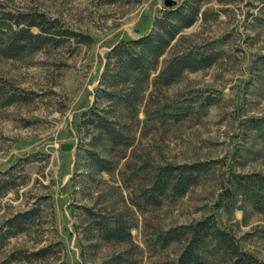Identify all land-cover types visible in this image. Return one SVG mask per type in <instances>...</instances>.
Listing matches in <instances>:
<instances>
[{
    "label": "rangeland",
    "instance_id": "rangeland-1",
    "mask_svg": "<svg viewBox=\"0 0 264 264\" xmlns=\"http://www.w3.org/2000/svg\"><path fill=\"white\" fill-rule=\"evenodd\" d=\"M166 1L0 0L7 11L43 13L78 34L16 59L0 55V182L15 185L0 195V243L8 219L37 210L27 231L3 244L0 264L47 247L50 256L12 264H177L190 234L169 245L159 236L208 218L264 264V213L236 184L237 176H264V0ZM180 8L196 11V20L135 87L133 108L96 104L101 114L125 113L127 142L112 147L83 125L109 54ZM190 53L215 61L162 85L167 64ZM132 89L127 83L125 97ZM89 150L107 157L111 171L99 172ZM201 162L213 164L186 194L168 192L159 206L145 205L142 194L159 168ZM84 208L105 224L123 222L131 239L104 241ZM201 254L207 264L233 261L217 242Z\"/></svg>",
    "mask_w": 264,
    "mask_h": 264
},
{
    "label": "trees",
    "instance_id": "trees-1",
    "mask_svg": "<svg viewBox=\"0 0 264 264\" xmlns=\"http://www.w3.org/2000/svg\"><path fill=\"white\" fill-rule=\"evenodd\" d=\"M197 15L196 11L189 8L167 11L156 21L152 33L136 40L118 43L109 54L100 87L96 93V101L93 107L84 113L83 125L101 132L105 141L112 147L125 144L127 142V135L123 128L125 113L115 114L103 111L104 114H101L96 108L97 102L110 99L115 100L118 105L124 104L126 109L133 108V99L136 95L138 96L135 87L140 86L144 79L149 77L158 59L183 29L193 25ZM77 36L78 34L74 32L58 28V21L49 19L43 13H15L0 6V55L8 59L33 54L49 45L60 44L67 38ZM214 61L215 57L212 55L190 53L177 56L163 69L159 80L162 85L170 86L176 83L185 72H197L209 68ZM127 83L132 84L133 89L125 97L123 88ZM14 102L16 100L11 99L9 104ZM88 158L99 172L111 171L112 163L107 157L89 150ZM212 164V162H201L159 168L154 183L142 194L145 205L159 206L168 192L175 197L183 196L197 182L200 174L210 170ZM236 181L238 187L244 190L255 207L264 213V176L257 174L237 176ZM14 186L9 181L0 182V195L12 190ZM84 210L94 220L104 241L124 243L131 239V228L123 222L105 224L94 219L93 209L84 208ZM36 216L37 210L31 209L8 219L0 243V252L7 239L26 232ZM187 234H190L189 241L177 264H207L201 250L210 242H217L218 249L223 250L225 255L233 259L231 264H261L252 255L242 251L235 239L217 228L209 218L195 225L171 229L159 236L158 241H161L163 245H169ZM51 254L52 249L49 247L30 255L21 252L12 253L2 264L44 258Z\"/></svg>",
    "mask_w": 264,
    "mask_h": 264
},
{
    "label": "water",
    "instance_id": "water-1",
    "mask_svg": "<svg viewBox=\"0 0 264 264\" xmlns=\"http://www.w3.org/2000/svg\"><path fill=\"white\" fill-rule=\"evenodd\" d=\"M165 4H166L167 7H172V6H174L176 3H175V1H173V0H167V1L165 2ZM73 147H74V145H72V144H62V145H61V149L64 150V151L72 150Z\"/></svg>",
    "mask_w": 264,
    "mask_h": 264
}]
</instances>
